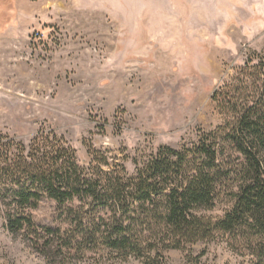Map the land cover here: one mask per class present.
I'll return each mask as SVG.
<instances>
[{
  "label": "rangeland",
  "instance_id": "obj_1",
  "mask_svg": "<svg viewBox=\"0 0 264 264\" xmlns=\"http://www.w3.org/2000/svg\"><path fill=\"white\" fill-rule=\"evenodd\" d=\"M260 56L264 0H0V144L29 147L53 131L81 165L93 148L134 175L135 160L223 125L214 93ZM5 202L0 195V264H49L9 232ZM230 208L224 198L203 214ZM28 213L38 225L61 222L47 199ZM227 241L166 251V263L246 264ZM70 264L143 263L89 254Z\"/></svg>",
  "mask_w": 264,
  "mask_h": 264
},
{
  "label": "trees",
  "instance_id": "obj_2",
  "mask_svg": "<svg viewBox=\"0 0 264 264\" xmlns=\"http://www.w3.org/2000/svg\"><path fill=\"white\" fill-rule=\"evenodd\" d=\"M213 101L226 112L223 125L192 146H162L135 160L134 175L93 148L81 165L53 131L29 147L0 144L7 229L49 264L89 254L167 264L164 252L217 238H228L246 264H264V56L251 58ZM224 198L231 201L224 217L203 214ZM44 199L56 203L58 226L38 225L28 213Z\"/></svg>",
  "mask_w": 264,
  "mask_h": 264
}]
</instances>
